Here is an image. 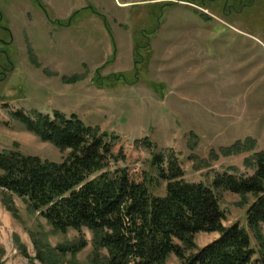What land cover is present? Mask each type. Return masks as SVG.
<instances>
[{
    "label": "rangeland",
    "instance_id": "1",
    "mask_svg": "<svg viewBox=\"0 0 264 264\" xmlns=\"http://www.w3.org/2000/svg\"><path fill=\"white\" fill-rule=\"evenodd\" d=\"M190 1L196 4L134 3L119 16L126 32L106 12L109 29L104 22L101 35L88 24V10L57 29L41 24L40 12L53 20L41 0H0V68L7 72L0 83V152L62 161L69 151L40 141L11 116L56 111L118 136L116 150L126 160L117 166L127 167L153 195L164 194L165 182L156 179L150 153L134 145L144 138L177 158L189 182L209 185L228 168L252 174L247 159L264 151V0ZM114 2L106 0L105 9ZM128 32L148 44L137 71L133 53L119 42ZM218 194L223 225L246 227L254 197ZM1 198L0 264H92L88 230L55 232L23 199L9 195L14 217ZM82 238L86 246L75 256L59 249ZM215 239L217 233H198L195 243L201 248ZM167 264L180 262L170 255Z\"/></svg>",
    "mask_w": 264,
    "mask_h": 264
},
{
    "label": "trees",
    "instance_id": "2",
    "mask_svg": "<svg viewBox=\"0 0 264 264\" xmlns=\"http://www.w3.org/2000/svg\"><path fill=\"white\" fill-rule=\"evenodd\" d=\"M139 42L135 40L133 49L135 71L144 62L140 50L148 47ZM11 116L40 141L69 152L62 161L53 162L19 151H1L2 203L15 217L9 195L23 199L30 211L58 233L88 230L92 264H167L170 255L180 264H264V151L247 159L252 174L228 168L215 173L206 185L187 181L178 159L149 139L137 140L134 145L141 144L151 155L156 179L165 182L160 196L150 193L145 182L135 180L127 167L117 166L126 160L123 150H116L118 136L100 133L76 115L66 117L56 111L52 116L34 112L29 117L21 111ZM220 192L254 197L245 212L246 227L238 222L223 225L226 215ZM249 232L257 242V252ZM198 233H217L218 237L197 248ZM85 246L82 238L59 249L75 256Z\"/></svg>",
    "mask_w": 264,
    "mask_h": 264
},
{
    "label": "crops",
    "instance_id": "3",
    "mask_svg": "<svg viewBox=\"0 0 264 264\" xmlns=\"http://www.w3.org/2000/svg\"><path fill=\"white\" fill-rule=\"evenodd\" d=\"M45 7H48L51 11L50 15H52L53 20L50 22L47 21V17L43 13H38L40 17V22L42 25H48L51 28H66L67 20L72 18L75 14L81 13V11L88 10V24L94 25L93 29L102 35V33L106 32V28L109 25L107 22V13L112 12L113 14V22L121 29V31L127 30L125 25L119 20V16H125V13L128 9H130L132 4L141 3V2H154L163 3L171 0H115V8L107 7L105 9L106 0H41ZM182 1V0H180ZM61 4V5H59ZM54 10V11H53ZM48 12V11H47ZM49 14V13H47ZM104 17V18H103ZM49 18V17H48ZM107 25H105V23ZM126 32V31H124ZM153 38V37H152ZM118 39V38H117ZM113 37V42L117 45V40ZM106 46L109 45V38H105ZM119 42L123 43L126 49L131 50L133 53L134 49V36L131 32H128L126 37H120ZM133 56V54H132ZM218 237V234H217Z\"/></svg>",
    "mask_w": 264,
    "mask_h": 264
},
{
    "label": "flooded vegetation",
    "instance_id": "4",
    "mask_svg": "<svg viewBox=\"0 0 264 264\" xmlns=\"http://www.w3.org/2000/svg\"><path fill=\"white\" fill-rule=\"evenodd\" d=\"M10 70H11V68L8 69V71H10ZM6 74H7L6 70L2 71V69L0 68V83L4 80Z\"/></svg>",
    "mask_w": 264,
    "mask_h": 264
}]
</instances>
